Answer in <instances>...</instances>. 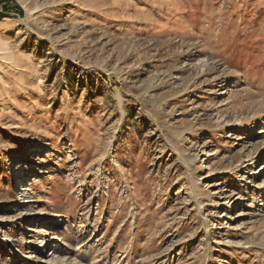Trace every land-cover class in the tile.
<instances>
[{
	"label": "rangeland",
	"instance_id": "obj_1",
	"mask_svg": "<svg viewBox=\"0 0 264 264\" xmlns=\"http://www.w3.org/2000/svg\"><path fill=\"white\" fill-rule=\"evenodd\" d=\"M3 6L0 264H264V0Z\"/></svg>",
	"mask_w": 264,
	"mask_h": 264
},
{
	"label": "built area",
	"instance_id": "obj_2",
	"mask_svg": "<svg viewBox=\"0 0 264 264\" xmlns=\"http://www.w3.org/2000/svg\"><path fill=\"white\" fill-rule=\"evenodd\" d=\"M3 1L4 0H0V15L1 14H6L7 12V10L4 8V6H3Z\"/></svg>",
	"mask_w": 264,
	"mask_h": 264
},
{
	"label": "bare ground",
	"instance_id": "obj_3",
	"mask_svg": "<svg viewBox=\"0 0 264 264\" xmlns=\"http://www.w3.org/2000/svg\"><path fill=\"white\" fill-rule=\"evenodd\" d=\"M23 192L26 190V188L24 187V185L22 186ZM29 259L28 256L25 257V261H27Z\"/></svg>",
	"mask_w": 264,
	"mask_h": 264
},
{
	"label": "trees",
	"instance_id": "obj_4",
	"mask_svg": "<svg viewBox=\"0 0 264 264\" xmlns=\"http://www.w3.org/2000/svg\"><path fill=\"white\" fill-rule=\"evenodd\" d=\"M9 1V0H8ZM8 4H10V2H8ZM6 10H7V8H6ZM1 17V16H0Z\"/></svg>",
	"mask_w": 264,
	"mask_h": 264
}]
</instances>
